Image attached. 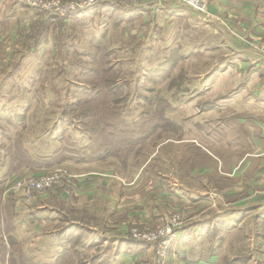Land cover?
<instances>
[{
	"label": "rangeland",
	"instance_id": "1",
	"mask_svg": "<svg viewBox=\"0 0 264 264\" xmlns=\"http://www.w3.org/2000/svg\"><path fill=\"white\" fill-rule=\"evenodd\" d=\"M88 3L60 16L32 8L25 0H0V191L6 198L0 199V209L3 202L17 214L36 202L35 207L50 202L55 211L65 213L67 219L64 215L61 219L69 220L62 203L70 199L72 179L84 170L78 167L80 162L106 161L123 171L128 165L133 171L143 162L148 166L158 159L178 178L189 169L197 180L206 168L207 187L222 186L225 176L216 172L214 177L217 163L207 152L229 155L230 129L224 130L222 143L214 135H203L202 91L208 84L202 79L211 75L202 77V71L215 64L214 57H202V31L189 27L187 21L181 24L180 16L164 12L163 18L151 13L149 7L160 11L165 0ZM180 3L181 8L188 7ZM142 8L146 16L140 19ZM194 13L202 17L201 12ZM7 151H11L9 159ZM89 155L101 157L82 158ZM222 162L226 171L230 160ZM45 174H55L48 177L53 182L43 188L34 186L33 193L25 196L21 186ZM129 176L125 180L121 176L118 183L134 186L135 179ZM182 205L165 208L158 217L147 212L121 223L129 243L150 250L148 263L138 264L160 261L153 252L156 242L134 238L133 230L149 236L159 228L171 230L172 217L177 216L181 224L173 230L179 231L191 218V208ZM214 207H202V264H264L263 225L249 218L232 229L236 213L229 207ZM34 229L28 226L25 231ZM7 230L10 224H4L5 236ZM40 233L33 240V258L29 250L24 252L23 241L14 237L15 264H44L38 261L50 259L38 253L43 250L40 243L54 232ZM171 236L169 231L160 239L168 244L164 263L186 264L171 255ZM2 239L4 249L1 243L7 242ZM224 243L225 250L218 255ZM60 258L56 264L83 260ZM0 264L8 262L0 260Z\"/></svg>",
	"mask_w": 264,
	"mask_h": 264
},
{
	"label": "crops",
	"instance_id": "2",
	"mask_svg": "<svg viewBox=\"0 0 264 264\" xmlns=\"http://www.w3.org/2000/svg\"><path fill=\"white\" fill-rule=\"evenodd\" d=\"M205 2L202 17L188 7L181 8L183 5L176 0H165L160 11L155 6L149 9L156 17L164 18L165 12L171 17H182L181 24L187 21L189 27L198 28L202 31V57H214V68L202 71V77L211 75L202 79L208 84L205 92L202 91V129L204 136L214 135L218 143L224 141L226 127L230 129L227 132L230 137L229 155L207 152L217 163L214 177L216 172L225 176L221 180L222 186L207 187L206 168H202L197 180V175L189 169L178 178L173 169L161 167L162 161L158 159H153L154 162L148 166L143 162L133 171L128 170V165L123 171L115 163L106 165V161L80 162L78 167L82 166L84 170L72 179L70 199L62 203L65 211L69 212V220L63 211H55L50 202L35 207L36 202L25 208L24 213L16 214L12 204L13 208L3 205L6 198L0 191V199L3 200L0 240L6 239L7 244L1 245L6 249L7 261L10 239L14 240L16 236L23 241L24 252L28 254L29 250L28 255L32 257V254L36 255L32 252L35 235L54 232L45 238L43 244L40 243L43 250L38 253L50 259L39 260L38 263L51 264L54 260L56 264L57 256L63 259L82 257L79 264L148 263L146 255L149 249L135 242L129 243L130 240L122 233L124 226L121 223L133 215H146L147 212H156L158 217L165 208L176 207L177 204L179 208L182 204L187 205L182 207L191 208V218L176 232L169 246L171 255H176V260L180 258L186 264H202L203 206L232 209L236 213H232V229L251 218L255 223H261L264 230V56L256 46L260 41L264 42V0ZM138 16L145 18L144 8ZM221 98L226 99L223 101ZM6 154L9 159L11 151ZM226 159L230 160V166L224 171L222 161ZM128 174L131 175L129 178L134 177V186L118 183V180L122 181L121 176L125 180ZM62 215L65 221L61 219ZM222 223L225 225L224 221ZM4 224H10L6 236ZM51 224L55 227H49ZM28 226H33L35 231H25ZM38 228L40 232H37ZM223 250L225 243L216 253L219 255ZM194 253L197 257H190Z\"/></svg>",
	"mask_w": 264,
	"mask_h": 264
},
{
	"label": "built area",
	"instance_id": "3",
	"mask_svg": "<svg viewBox=\"0 0 264 264\" xmlns=\"http://www.w3.org/2000/svg\"><path fill=\"white\" fill-rule=\"evenodd\" d=\"M29 6L32 8H39L45 13H50L54 15H60V16H65L68 13L72 11H76L78 8H82V6L90 4L88 3L89 0H79V1H66L63 2L61 0H25ZM180 2L186 4L188 7H190L192 10L196 12H204L206 9V2L205 0H179ZM257 46L258 52L264 56V42L260 41V43ZM55 174H45L43 175L40 180H37L38 177L29 179L26 183H24L21 186V191L23 192V189H26V195L29 196L33 192H30V189L32 187H37V188H43L44 186H48L53 182V178H48L49 176H53ZM40 177V176H39ZM36 179V180H35ZM45 180V181H44ZM30 192V194H29ZM181 222L179 221V217L173 216L172 217V223H171V230L168 227H163L159 228L156 230L152 236H149V234L146 231H138V230H133V237L136 239H146L147 241H154L156 242V246L153 249L155 256L159 257V264H165L164 259L167 254V241L162 240L160 241L161 238L165 237V233H168L169 231L172 233V236L176 233V229L173 230V227L180 225ZM162 236L157 239L158 236Z\"/></svg>",
	"mask_w": 264,
	"mask_h": 264
},
{
	"label": "trees",
	"instance_id": "4",
	"mask_svg": "<svg viewBox=\"0 0 264 264\" xmlns=\"http://www.w3.org/2000/svg\"><path fill=\"white\" fill-rule=\"evenodd\" d=\"M111 13V12H110ZM106 152H108L107 154H104V155H108L110 152H109V150L108 151H106ZM14 156H15V153H14ZM103 156V155H102ZM97 157H101V156H96V157H91V155H89L88 157H82V158H85V159H92V158H97ZM10 249H9V251H10V254H9V258H8V261L6 260V257H5V251H6V249H5V247H4V249L3 248H1L0 247V260H3V261H6V262H8V264L10 263V264H15V257H14V249H15V242L13 241V240H11L10 239ZM22 255V254H21ZM23 256V255H22ZM61 259V258H60ZM63 260V259H62Z\"/></svg>",
	"mask_w": 264,
	"mask_h": 264
}]
</instances>
